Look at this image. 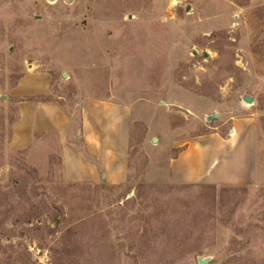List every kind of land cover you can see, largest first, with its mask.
Segmentation results:
<instances>
[{
  "label": "rangeland",
  "instance_id": "obj_1",
  "mask_svg": "<svg viewBox=\"0 0 264 264\" xmlns=\"http://www.w3.org/2000/svg\"><path fill=\"white\" fill-rule=\"evenodd\" d=\"M51 99L75 115L68 139L96 166L95 182L67 178L55 131L14 141L15 127L23 134L35 120L34 111L18 124L21 103ZM89 99L130 111L121 180H108L77 134ZM248 117L253 181H171L182 148L176 167L200 171L216 136L200 137L229 135ZM236 154L215 172L240 177ZM67 166L80 174L72 152ZM199 255L264 264V0H0V264H199Z\"/></svg>",
  "mask_w": 264,
  "mask_h": 264
},
{
  "label": "crops",
  "instance_id": "obj_2",
  "mask_svg": "<svg viewBox=\"0 0 264 264\" xmlns=\"http://www.w3.org/2000/svg\"><path fill=\"white\" fill-rule=\"evenodd\" d=\"M44 87V89L30 91L45 93L49 90L48 84ZM34 111L35 120L31 118L29 127L27 130L25 129L26 131L23 134H17L15 127L14 141L19 144H26L43 131H55L58 133L62 144L63 164L67 178L75 182H95L98 178L96 166L88 163L82 152L77 150L75 145L68 139L69 128L77 123L74 120L75 115L58 99L24 101L20 105L21 117L18 124L20 125L24 117L29 115L33 117ZM80 119L81 127H78L77 134L78 136L82 135L88 150L96 155L100 164L104 166L108 180L123 179L128 152V124L130 122L128 107L120 102L89 99L82 105ZM230 131L229 135L216 132L200 137L216 136L212 139V145L203 143L204 147L202 148L200 160L198 159V162L202 165L200 171L193 172L192 169L188 172L183 165H180L179 168L176 167V163L182 162V158L185 160L183 156L187 153L188 144L182 148L176 156L169 160V168L175 172V176H172L171 181L215 184H246L253 181L256 175H254V172L256 173V155L255 135L250 118L235 121ZM70 152H72L77 162V168L80 172L78 175L73 176L71 171L67 169ZM119 154L122 155V158L124 155L123 164L121 162L117 163ZM235 154L237 156L233 164V170L239 172L240 177L225 178L226 176H221L215 172L214 167L221 159H231ZM83 174L87 177H84ZM250 174H253V176L251 177Z\"/></svg>",
  "mask_w": 264,
  "mask_h": 264
},
{
  "label": "water",
  "instance_id": "obj_3",
  "mask_svg": "<svg viewBox=\"0 0 264 264\" xmlns=\"http://www.w3.org/2000/svg\"><path fill=\"white\" fill-rule=\"evenodd\" d=\"M194 52H196V50H194ZM205 54L208 55L207 52H206ZM243 98H244L245 100H247V101H250V102L253 100V97H252V96H249V95H247V94H245V95L243 96ZM218 114H219L218 112H215V113H209V114L206 115V119H207L208 121H210V120L213 119L214 116H217ZM153 140L155 141V140H156V137H154ZM210 258H211L210 256H201V255H199V256L197 257V261H198L199 264H206V263L210 260Z\"/></svg>",
  "mask_w": 264,
  "mask_h": 264
}]
</instances>
